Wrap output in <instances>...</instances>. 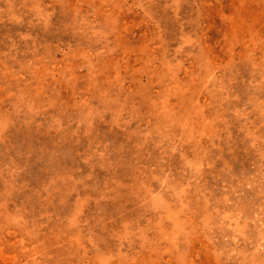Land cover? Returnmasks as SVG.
I'll use <instances>...</instances> for the list:
<instances>
[{
  "label": "rangeland",
  "instance_id": "obj_1",
  "mask_svg": "<svg viewBox=\"0 0 264 264\" xmlns=\"http://www.w3.org/2000/svg\"><path fill=\"white\" fill-rule=\"evenodd\" d=\"M0 264H264V0H0Z\"/></svg>",
  "mask_w": 264,
  "mask_h": 264
}]
</instances>
